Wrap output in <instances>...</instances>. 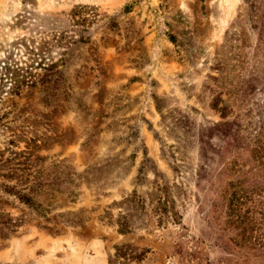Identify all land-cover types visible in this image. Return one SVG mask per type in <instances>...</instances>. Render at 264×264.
<instances>
[{
	"label": "rangeland",
	"instance_id": "obj_1",
	"mask_svg": "<svg viewBox=\"0 0 264 264\" xmlns=\"http://www.w3.org/2000/svg\"><path fill=\"white\" fill-rule=\"evenodd\" d=\"M33 53L0 264H264V0H0V63Z\"/></svg>",
	"mask_w": 264,
	"mask_h": 264
},
{
	"label": "trees",
	"instance_id": "obj_2",
	"mask_svg": "<svg viewBox=\"0 0 264 264\" xmlns=\"http://www.w3.org/2000/svg\"><path fill=\"white\" fill-rule=\"evenodd\" d=\"M112 22H115V19H112ZM81 39H84V38L81 37ZM33 54L35 55V57L32 59V64H30V66L20 67L18 64L8 63V61L4 62V65H2L0 63V102L4 101V99L6 97H14V96L17 97V96H19L20 90H22L23 87H25L26 85H30V87H34L35 85H37L40 82H42L44 84V88H45L44 91L46 92V100L50 99L51 88L48 86V84L50 82H47V81H51V79L49 78L51 75L50 72L53 69H55L56 66L58 67V65H56V66L51 65V66L44 67V66H42V64H38V66L40 65V68H42L46 72V75L44 78L35 82L34 80H31L34 77L32 75V72L29 73L28 78H26V76H25L28 73L29 69H31V70L38 69L37 67H35L36 64L38 63V58L42 59V56L39 53H37V54L33 53ZM36 56H37V58H36ZM58 80L59 79H56L54 81V84H57ZM48 103H47V105H49ZM4 104H5V102H4ZM15 104H17V102H15ZM0 123H1V118H0ZM23 195H24L23 197H25V198L28 197V195H25V194H23ZM257 195L259 196V203H258L259 208L258 209H259V216L261 217V223L260 224H264V189L258 190ZM246 196H247V194H244L238 200H236L235 205H239L238 202L241 198H242V202L240 203V205H244L245 204V198L244 197H246ZM27 199H29V198H27Z\"/></svg>",
	"mask_w": 264,
	"mask_h": 264
}]
</instances>
